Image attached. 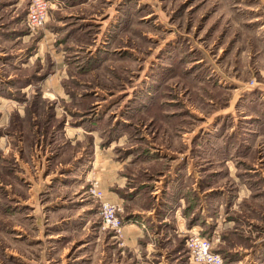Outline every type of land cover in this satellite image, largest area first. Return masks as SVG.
<instances>
[{
  "label": "rangeland",
  "instance_id": "1",
  "mask_svg": "<svg viewBox=\"0 0 264 264\" xmlns=\"http://www.w3.org/2000/svg\"><path fill=\"white\" fill-rule=\"evenodd\" d=\"M52 4L32 32L28 0H0V264H131L90 195L111 143L125 225L135 196L153 208L181 176L194 231L157 264H194L192 235L224 264H264V0Z\"/></svg>",
  "mask_w": 264,
  "mask_h": 264
},
{
  "label": "crops",
  "instance_id": "2",
  "mask_svg": "<svg viewBox=\"0 0 264 264\" xmlns=\"http://www.w3.org/2000/svg\"><path fill=\"white\" fill-rule=\"evenodd\" d=\"M52 1V7L54 9L57 8V6L59 5L57 4L59 0ZM86 1L89 4L91 0ZM84 21L91 20L87 18V20ZM98 144L101 145L102 142L100 141L98 142ZM115 145V143H111L108 147L103 148L96 144L94 150L97 153H100V156L98 158L96 157V164L104 176L102 183L104 200L119 204L126 203V201H124L122 196L123 193L122 191H119L121 190V188L117 187V183L126 181V183L128 182V184H130V180L127 179L128 177H123L125 176V173H123L122 167L120 166L121 162H117L116 155L114 151L112 152V150H114L115 148ZM133 158L135 159V157L129 156L128 162L133 163ZM159 160L161 162L162 158H159L158 160L156 159V161H150L149 164L152 165L153 163H158ZM175 165H177V162H175ZM160 172L162 173V175H160L161 179L167 177L166 173H171L167 171ZM174 174L175 175L173 177H170L169 180H167V195L165 197L163 195V201L159 202L153 208H147L149 202L146 203L145 201H143L140 194L135 196L134 200L131 201V204H133L131 205V223H127L124 226L125 240L127 241V243H129V245H131V264H141V262H145V264H157V254L160 253L159 248L162 247L164 238L165 240L173 239V241L176 242V240L180 239L184 233L194 231L193 227H187V224L185 222H182L183 219L180 217L185 207L181 206L182 202H180L177 197L180 195L183 196V187L181 186V182L179 181L181 176L176 174L175 172ZM135 178L136 176L133 178V174H131V186H128L127 184V192L133 193L139 190L140 186H135V184H133V182H135ZM167 196L169 199L168 202L166 201ZM137 201L139 202V207H137ZM11 226V231L13 233H28L26 232V230L31 229V225H28L26 223L21 224L16 222ZM8 235V238H14L13 234ZM176 246L174 247V249L176 248ZM215 251H217V253H219L224 258V256L220 252H218L219 250L215 249ZM133 253L135 255H133ZM164 257L165 254L162 255V258Z\"/></svg>",
  "mask_w": 264,
  "mask_h": 264
},
{
  "label": "built area",
  "instance_id": "3",
  "mask_svg": "<svg viewBox=\"0 0 264 264\" xmlns=\"http://www.w3.org/2000/svg\"><path fill=\"white\" fill-rule=\"evenodd\" d=\"M51 4L48 0H29L27 26L32 32L45 27L50 17ZM90 195L100 203L103 227L111 230L116 238L124 236L125 221L121 217L119 204L104 200V193L97 181L93 184ZM187 249L194 264H224V258L213 248L211 240L199 235H192L187 241Z\"/></svg>",
  "mask_w": 264,
  "mask_h": 264
},
{
  "label": "trees",
  "instance_id": "4",
  "mask_svg": "<svg viewBox=\"0 0 264 264\" xmlns=\"http://www.w3.org/2000/svg\"><path fill=\"white\" fill-rule=\"evenodd\" d=\"M215 252H217V251H215Z\"/></svg>",
  "mask_w": 264,
  "mask_h": 264
}]
</instances>
